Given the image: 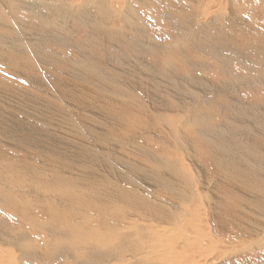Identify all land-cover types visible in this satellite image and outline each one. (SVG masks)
Segmentation results:
<instances>
[{
    "label": "bare ground",
    "instance_id": "6f19581e",
    "mask_svg": "<svg viewBox=\"0 0 264 264\" xmlns=\"http://www.w3.org/2000/svg\"><path fill=\"white\" fill-rule=\"evenodd\" d=\"M2 1L0 63L26 87L10 77L5 88L0 73V264H210L216 255L264 264V110L236 115L239 103L225 100L228 88L264 83V0H107L119 13L101 31L76 0H51L44 31L32 26L34 16H14L33 0ZM74 22L88 39L77 46L96 56L92 82L146 95V106L125 113L136 117L97 106L110 97L68 78L62 87L54 75L55 89L34 91L41 77L23 60L47 78L45 62L66 74L64 59L39 47L47 37L60 41L56 29ZM115 51L111 64L122 66L128 53L132 67L105 78ZM224 52L233 58L227 65L215 57ZM208 95L223 99L212 108L228 109L223 123L202 112Z\"/></svg>",
    "mask_w": 264,
    "mask_h": 264
},
{
    "label": "rangeland",
    "instance_id": "374dc122",
    "mask_svg": "<svg viewBox=\"0 0 264 264\" xmlns=\"http://www.w3.org/2000/svg\"><path fill=\"white\" fill-rule=\"evenodd\" d=\"M11 1H14V0H11ZM57 1H63V0H57ZM93 1L95 3H93L92 0H76V6L77 7L79 6L80 8H83L85 10L84 12L87 13L86 14V17H88V22L89 23H91L94 20V18H96L94 20V21H97V23L95 24V28H99V31H101L100 26L102 28H108V26L111 25V23L113 22V20L117 18V15L119 13L118 10L116 9V6H115L117 4H115L114 1H111V3L109 2L110 3V5H109L107 0H105L102 3H99L97 0H93ZM119 1L121 2L123 0H118L117 2H119ZM1 3H4V1L0 0V7L2 6V7L5 8V5H4L5 3L2 4V5H1ZM52 3H56V2H53L51 0H33V2L31 3V1H30L29 4H28L29 6L27 5L26 8H25V10L22 8V10L20 12H18L17 14L14 13V16L15 17H18L19 16V17L27 18L28 16L32 15L35 18V20L32 23V26L35 28V30H38V31H42L43 30L44 31V29H46L48 27L47 26L48 23H43L42 22V20H41V19H43L42 15L45 12V10H47L48 7H50L49 5L52 4ZM82 3H84V4H82ZM236 3H234V4H236ZM96 4L97 5L102 4V5H100V9H102V11L99 14L100 17H101V19H100V17L95 16V14L98 15V10L96 8V6H97ZM108 5H109V9L110 10H109L108 13H104L103 12L105 10L104 8L106 6H108ZM101 6H103V7H101ZM32 7L34 8V10H33ZM79 7L77 8V10L80 9ZM222 7L224 8V3L222 4ZM68 8H69V5L66 4L65 5V9H68ZM213 10H217V9H213ZM165 11L170 12L168 9H165ZM200 17H201V15L198 16V19H200ZM102 18H104V19H102ZM22 20L23 21H26V19H22ZM36 23L39 24V26ZM91 25H93V24H89L87 26V29H88L87 31L88 32L91 29ZM4 26H5V24H4ZM70 26H71V23H70ZM70 26H69L68 30L66 28L65 29H62V28L56 29V33L59 35L60 41H54V40L52 41V40H50V39H52V37L50 39L48 37L47 38L45 37L46 38L45 39L46 44L44 45L45 48L43 46L39 47V50L40 51L42 50V52L47 51V50H51L54 54L56 53L58 56H60L62 59H64V60H60L59 62L63 66H67L68 67L69 70H68V72L66 74L63 75L62 73H59V72H56V71H55L56 72L55 73L54 70H53V64L54 63H52V62H45L43 67L45 69H47L48 71H50V73H52V77H51V75L48 74V78H47L46 77V75H47L46 71L36 70V69H39V67L32 60H30V59L23 60V61L26 62L27 69H29V66L32 68V71H31V69H29V71H31V73L34 76L36 74H38L42 78V79L39 78L41 83L38 82V80L35 79L38 83H34V87L35 86H38V88H39V89L36 88V90H34L36 92V94H38L41 90L42 91H44L45 89L46 90H50L53 87L55 89V85L52 86L53 85L52 83H54L53 76L55 75L59 79L60 83H61V81L63 82L64 80H67L66 78H68V79L72 80V82L74 83L73 86H77L78 85V87L82 91H84L82 89L83 86H84L85 89H87V90L89 89V91L102 92L103 94H105V98L110 97V101L108 103H106L105 102L106 99H104L103 101H99V103L97 104V106L102 107L105 110H107V107L113 106V108H110L109 110H107L111 114L112 113H114V114L115 113H119L120 115L119 114H115V115L117 117H120V118H123V119L136 117L135 111H134V115L133 114L126 115V114H128L130 112V109H132V107H129V106L132 105V104L138 105L139 107L146 106V103H145L146 95L145 94H142V93H137V92H127V91L115 90V87L116 86L115 87L108 88V86H107L106 83H104L102 85V81L101 80H99V81H93L92 82L93 79H92V76L89 73V71L90 72L93 71V70L95 71V69H93L92 66L95 63L98 64L97 62H94L96 60V56L89 55V57H85L84 54H83V52L85 51L84 50L85 48L83 49V48H79L80 46H77V45H80L81 42H83L82 44H84L86 41H88V39H86L87 38L86 37V33L87 32L84 30V27L85 26L83 25V30L86 32L84 35H83L82 31H81V33L79 35H77V33L74 31V28L73 27H76L75 22H74V24H72V29L70 28ZM37 27H39V28H37ZM10 28L13 29V26L12 27L10 26ZM234 30H233V32H234ZM2 31L7 36V38L8 37L10 38L9 34L11 35V30H8L9 32L7 30L6 31L5 30H2ZM123 32L125 33L124 30H123ZM60 34L61 35H65V36H60ZM233 34L235 35V33H233ZM254 36L255 37H258V35H256L255 33H254ZM62 41H63V43H62ZM89 41L91 42V39H89ZM66 42H68V44L69 43L70 44L68 45V44H66ZM26 48H29L30 49V47L28 45H26ZM6 52H8V51H6ZM120 52L121 51H115L113 54L110 53L108 55V57H107V60L109 61L108 64H110L112 66V68H111L110 71H108L109 74L106 75L105 78L106 77L108 78V77H111V76H113L114 78H116L119 74L125 73L122 70V68H126L127 70H130V67H132V62L134 60H132L131 56L128 53H126L125 54V57H124L128 61L126 63L122 64V66H119V65H116V64L115 65L114 64H111V62H116L115 59H114V56H115V54H121ZM43 54H45V52ZM8 55L9 54H5V56H8ZM139 55L144 56V57H147L146 54H145V52L139 53ZM224 55H222V54L221 55L220 54L218 55L217 54V56H215V57H216V59L219 62H221L222 65H227L225 63V57L227 58V60H232L233 58L228 57L227 56V52H224ZM153 56H154V54H152L151 59L153 58ZM9 57H11V56H9ZM4 61L6 62V60H4ZM36 63H38V61ZM104 63H105V61L102 60L99 64L101 66H103ZM178 65H180L181 67H183V65L181 63H179ZM235 65H234L235 68L232 67V65H231L232 68H230L234 74H235V72H238L239 71V67H238L239 65L238 64H235ZM240 65H241L242 70L244 69L248 73V75L250 76V72L251 71L246 67V65L245 64H240ZM4 68H5V65L2 64V63H0V73H2L4 70L5 71L7 70V69H4ZM90 68H92V69H90ZM59 69H61V68H59ZM102 69H105V68L102 67ZM37 71H38V73H37ZM59 71H62V69L59 70ZM12 73L13 74H16V72H12ZM12 73H10L8 71L5 72V74H7V75L3 76V79L5 80L4 87L6 86L7 88H11V87H9V84H8L9 82H11V80L13 82L12 84H10L11 86H14L15 87V85H16L17 87H20V85H21V87H26V83L19 76V74L13 75ZM71 74H73L74 76L71 75ZM238 74H241V73H238ZM214 75H216V74H214ZM214 75H210V76L212 77ZM30 76H31L30 75V72H28V73L25 74V77H29V78H27V80L28 79H33V78H30ZM82 76H84L85 78L87 77V78H89L91 80L88 81L86 79L85 82H84V81H82V78H84ZM79 77H81V79H78ZM30 81H32V80H30ZM212 81H214V80L212 79ZM75 82H79V84L78 83H75ZM90 82H92V83H90ZM65 83L66 82H63L61 84V86L62 87H65ZM84 83H85V85H84ZM260 83H262V82L256 81V80H251L249 83H247L244 87L241 88V93H237L235 91V88H231V89L228 88V89H226L225 100H228V101H231V102L232 101H236V102L239 103L240 109H236V111H235V114L236 115L240 114L243 110L252 109L254 107H259L260 110H262V109L264 110V83L263 84H260ZM217 86H219V85H217ZM122 87H123V85H122ZM28 88H29V83H28ZM31 88L32 87H30L29 89H31ZM62 90H63V88H59L58 89L59 92H63ZM41 94H42V92H40L38 95H41ZM168 97L169 98L173 97V93H170V95ZM207 97L209 98V100H211V101H209L210 102L209 103V108H207V109L206 108H202V112L204 114L205 113L206 114L207 113H211L210 114V120H211V122L213 124L223 123L224 122V114L228 112V109H226L225 111H223L222 115H219V113H215L217 111L214 110V109H212L214 107H218V104L222 103L223 102V99L221 97L219 98L218 96L211 97L210 95H208ZM155 118H156L157 121H160V114H157L156 113L155 114ZM133 120L134 119H131V121H133ZM260 125L262 126V130H263L264 129V120H261ZM138 130H139V128H138ZM251 134L253 135V133H251ZM121 138L122 137H118V138H116V140L119 142V141H121L120 140ZM140 140H142L143 143H149L150 145L152 143H154L153 141H149V139H145L143 137ZM120 151H121V153H126L125 152V149H121ZM128 158L136 159V157H134L132 155V152H131V155L128 156ZM210 171L212 172L211 169H210ZM198 243L199 242L197 241V244ZM216 256H215V258H213V259L210 260L211 261L210 264L216 263V262H217L216 264H235L237 262V260H238V258H236V259L233 258L234 260L233 259L230 260L227 257L224 258V255H222L219 258H217ZM243 261H244L243 264L244 263H246V264H251L252 263L249 259H243ZM202 264H203V262H202ZM256 264H257V262H256Z\"/></svg>",
    "mask_w": 264,
    "mask_h": 264
}]
</instances>
